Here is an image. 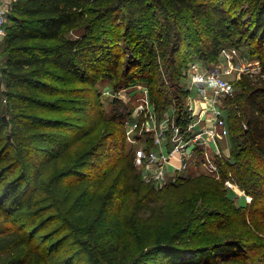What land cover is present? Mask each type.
Listing matches in <instances>:
<instances>
[{
	"label": "trees",
	"instance_id": "obj_1",
	"mask_svg": "<svg viewBox=\"0 0 264 264\" xmlns=\"http://www.w3.org/2000/svg\"><path fill=\"white\" fill-rule=\"evenodd\" d=\"M245 4L251 5L248 25H245L247 21L240 22ZM238 7L240 18L233 14ZM211 16L217 19L209 20ZM12 19L14 26L10 30L6 27L9 47L6 69L9 86L13 89L9 94L11 99L49 108L56 107L57 99L65 93L84 91L85 87L70 90L47 82L51 66L70 73L79 83H90L91 87L103 77L114 81L122 77L139 78L137 81H147L151 100L160 115L175 103L178 123L191 94L182 85L183 72L193 59L207 64L216 62L221 47L228 42L237 47L242 41L248 42L262 64V71L255 76H242L238 82L241 91L224 102L232 149L230 157L225 156L217 162L221 179L180 175L178 180L182 181L205 177L206 185L196 192L203 203L189 211L178 209L179 215L171 218L177 221L176 224L167 232L154 234L152 229L146 241L148 253L160 264H245L249 259L264 264V0H15ZM83 25L85 30L80 38L68 37L70 32ZM202 33H205V39L201 38ZM122 40L128 42L123 49ZM199 42L206 43V53L197 46L196 55L193 47ZM127 52L130 55L125 59L123 56ZM135 68L147 69L148 74L127 78ZM47 95L56 98L49 100ZM78 101L71 103L77 105ZM98 102L94 124L102 123L105 118ZM69 112L76 113L71 109ZM75 119L80 123L74 125H80L77 128L81 137L95 128L84 124L80 116ZM46 121L49 125L61 122L58 119ZM6 123L0 117V163L5 162L0 170V180L5 172L7 175L19 167L12 159L16 141L19 143L23 132L17 121L13 127L14 135L9 138ZM124 138L123 132L113 129L92 150L83 152L79 161L89 158L88 166L100 169L106 160L115 157L116 151H124ZM25 180V175L13 179L0 197L1 209H7L4 205L8 202L11 206L0 220V264H71L76 258L68 255L69 251L76 247L82 249L85 243L75 242L73 238L71 248L55 252L52 251L54 244L48 250L44 247L54 242L58 230H55L54 238L51 235L36 244L37 232L16 226L14 215L24 208L31 210L34 207L36 192ZM221 180H234L252 197L251 203L237 207L223 194L221 188L225 181ZM198 185L169 183L167 186L179 190L170 199L182 196L187 189L195 190ZM155 193L149 188L148 197L141 205L150 216L156 215L162 201ZM122 194L127 195V191L123 190ZM162 202L163 207L166 200ZM212 203H215L214 209L210 210L211 205L207 204ZM45 213V209L38 212L32 223L37 224ZM56 218L47 219L43 229L56 223ZM220 232H226L223 234L226 236L214 240L216 242H198L201 237L218 238ZM63 238L61 236L56 243L60 245ZM250 252L253 255H248ZM87 253L86 250L84 255ZM93 255L105 264H123L125 258L117 243L104 244Z\"/></svg>",
	"mask_w": 264,
	"mask_h": 264
},
{
	"label": "rangeland",
	"instance_id": "obj_2",
	"mask_svg": "<svg viewBox=\"0 0 264 264\" xmlns=\"http://www.w3.org/2000/svg\"><path fill=\"white\" fill-rule=\"evenodd\" d=\"M14 2L15 0L11 1L7 11L5 28L7 27L8 30L15 24L12 19ZM250 8L251 5L249 7L245 4L244 11L242 10L244 17L239 19L240 22L245 23L247 21L245 25H248V19H251ZM233 14L240 18V7L235 9ZM216 19L212 16L209 17V20L212 21ZM204 22L205 20H203ZM184 26L187 25L184 24ZM84 30L85 25L70 32L68 37L78 39ZM6 38L0 39V117L7 122L6 134L9 138L14 135L13 127L14 124L17 125V121L21 123L23 132L19 138V143L16 141V150L13 151L12 159L16 161L19 167L7 175L5 172L1 176L0 197L1 194H4L5 186L13 179L23 175L26 176V184H30L36 192L34 207L31 210L24 208L23 211L14 215L13 219L17 222L16 226H24L26 231L37 232L35 235L36 244H41L51 235L54 238V232L58 230L59 235L54 239V242L44 247L48 250L49 246L54 244L52 251L55 252H64L69 246L71 248L73 244L70 242L74 240L73 238H75V242L85 243L82 249H76V247L69 251L68 255L72 254L76 258L75 260L72 259L71 264H105L102 259H94L93 253L104 244L111 243H117L120 248L122 247L125 257L123 264H160L155 262L147 251L146 236L148 232L151 233L152 229L154 234H157L158 231L167 232L177 222L172 221L171 218L179 215L178 209L183 208L189 211L203 203V201L200 202L196 192L206 185L203 180L206 176L217 181L221 179L220 174H218L217 162L225 155L216 153L210 148L194 147L191 157L187 158L184 169L175 170L173 167L169 169L173 177L170 183H176V185L199 183V185L195 190L187 189L188 192H183L182 196L170 199L179 190L173 186L161 187L154 181L152 174L148 172V153L157 149L155 142L160 132H164L166 139H164L163 146L158 152H168V154L175 151L180 138L187 141L195 136L194 130L184 132V136L175 133L174 126L178 124L175 103L160 115L151 100L146 80L137 81L139 78L126 79L122 77L119 79V83V81H114L109 77H103L95 86L91 87L90 83H79L73 75L54 66L49 68L47 82L70 90L85 87L84 91L73 92L72 94L65 93L66 95L57 99L56 107L46 105L49 108H44L34 102L11 99L9 94L13 89L9 86L8 69H6V62L9 57ZM201 38L205 39V33H202ZM232 43L228 42L227 45L221 47L216 62L207 64L197 58L193 60L201 62L204 70L220 72L221 66L223 69L229 67L228 63L225 62L228 61V54L235 50L237 53L234 58V69L231 76L228 77L227 75L226 78L235 86L236 95L241 91L238 82L242 76L257 75L248 74V71L241 73L242 65H255V62H259L262 68V64L257 55L250 49L248 42H240V47H237L236 44L233 46ZM127 44L126 40H122V49ZM197 46L206 53V43L199 42L193 47L196 55ZM129 55L130 53L127 52L123 58L126 59ZM254 68L259 69L257 66H251L249 69ZM134 74L136 76L148 74V70L135 68L129 72L127 78H131ZM183 74L182 85L184 89L188 90V87L191 86L188 80V68L184 70ZM192 93L197 95V89H194ZM46 98L55 100L56 97L47 95ZM72 100H79V103L72 105ZM95 100L100 103V108L105 115L104 121L100 124L93 123L98 114ZM186 103L187 100L185 105ZM222 105L224 106V103ZM120 107L121 109H119ZM70 109L76 113L69 112ZM117 113L122 114V116L117 117ZM78 115L83 118L84 124L88 127H95L85 137H81L82 135L79 134L77 126L80 125H74V123L80 124L75 119V117H79ZM46 119H58L61 122L49 125L46 123ZM113 129L120 130L125 135L123 152L120 149L116 151L115 157L106 160L100 169L89 167V163H86L90 162L91 159L89 158L87 160L83 158L79 161L83 152L92 150L93 146L101 142V139L110 134ZM185 130L187 127H184L183 131ZM218 143L219 149L224 151L227 157H230L232 149L230 134L227 137H219ZM196 153H198L197 159L195 158ZM205 161L217 167L215 173L208 171L205 166L201 165ZM4 163H0V170ZM180 175H185L186 178L201 175L205 177L182 181L178 180ZM221 181H225L224 187L221 188L223 194L237 207L251 203L252 197L234 180ZM146 186L154 189L156 196L161 197L162 201L166 200L163 207L162 201L158 204L155 216H150V213L141 206L148 197L149 188ZM162 189L163 191H161ZM123 190L127 191V195L122 194ZM0 202H2L1 198ZM214 204H207L211 205L210 210L214 209ZM4 207L7 209L0 208V220L3 219L2 216L7 215L8 210H11L9 202ZM43 209L46 210L44 217L39 219L37 224H33L32 220ZM51 216L57 217L56 223L43 229L48 223L47 219ZM148 223H150L149 228ZM226 232H220L218 238L201 237L198 242L206 244L216 242V239L225 237L226 235L223 236V234ZM61 236L64 238L59 245V242H56ZM86 250L90 257L88 253L84 255ZM248 255H253V253L250 252ZM249 260L245 264H261L252 261V259Z\"/></svg>",
	"mask_w": 264,
	"mask_h": 264
},
{
	"label": "built area",
	"instance_id": "obj_3",
	"mask_svg": "<svg viewBox=\"0 0 264 264\" xmlns=\"http://www.w3.org/2000/svg\"><path fill=\"white\" fill-rule=\"evenodd\" d=\"M11 1L0 0V39H4L7 35L5 24ZM236 53L233 50L231 54H228V61L225 63H228L229 67L223 69L221 66L220 72L204 70L205 68L198 60H193L189 64L188 80L191 86L188 87V90L191 91V94L187 99L180 122L174 126V131L177 135L184 136V132L194 130L195 136L187 141L180 138L175 151L168 154V152H158L166 137L164 132L157 135L155 142L157 149L148 153V172L152 174L154 181L159 186H166L173 180L170 168L182 170L186 167L187 158L191 157L196 146L210 148L216 153H223V156H226L224 151L219 149L218 138L227 137L230 134L222 103L235 96V86L226 77L227 75L230 77L232 74ZM251 66H257L259 69L250 70ZM245 71H248V74H260L262 68L259 62H255V65L243 64L240 72ZM194 89H197V95L192 93ZM184 127H187V130L183 131ZM197 154H195L196 159ZM201 165L210 172L215 173L217 170V167L209 164L208 161Z\"/></svg>",
	"mask_w": 264,
	"mask_h": 264
}]
</instances>
